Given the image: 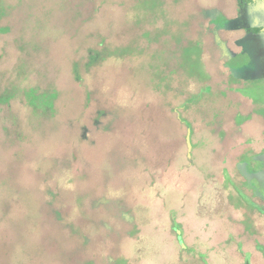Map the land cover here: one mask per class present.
I'll use <instances>...</instances> for the list:
<instances>
[{
    "label": "rangeland",
    "instance_id": "374dc122",
    "mask_svg": "<svg viewBox=\"0 0 264 264\" xmlns=\"http://www.w3.org/2000/svg\"><path fill=\"white\" fill-rule=\"evenodd\" d=\"M1 1L0 264H264V37L231 78L197 21L216 0Z\"/></svg>",
    "mask_w": 264,
    "mask_h": 264
},
{
    "label": "flooded vegetation",
    "instance_id": "af4514ba",
    "mask_svg": "<svg viewBox=\"0 0 264 264\" xmlns=\"http://www.w3.org/2000/svg\"><path fill=\"white\" fill-rule=\"evenodd\" d=\"M217 3L213 6V4L208 3V4H204L202 8H200L198 10V18L197 21H200V18L202 16V23L200 24L201 27V32L202 37L205 38L206 40L209 41V43L212 45L214 52H217V54L219 53V51L222 54V59L225 57L226 60H224L226 62V66L225 67L228 70V73H230L231 78H235V76H237L238 74H242L240 73L241 68L240 67H230L229 65H231L229 62L231 61V59L236 56H238L239 54L242 53L243 48L242 46L239 44V41H243L244 38H250V37H254V38H258V37H264V0H216ZM0 17H1V12H0ZM1 31V30H0ZM5 33V31H2ZM240 36V37H239ZM238 37V38H237ZM224 39V40H223ZM202 43V41H199ZM239 44V45H238ZM241 49V53L238 54V51H235V49L237 48ZM219 50V51H218ZM220 54V53H219ZM221 56V55H220ZM232 62V61H231ZM223 64V63H222ZM229 64V65H228ZM222 70L224 71V69H222L221 67L218 69V73H217V80L219 81L220 77L222 76ZM245 75V74H242ZM252 79V77H251ZM227 82V84L231 85V88L226 90L222 89L224 91V98L227 96L226 94L228 92H234L235 90L240 93L243 98L246 99H250L253 100L255 102V104H258L252 97L246 95L243 90L246 88H239V89H234L232 82L228 79V77L225 79L224 83ZM219 83L221 84L222 81H219ZM233 83H235V81H233ZM247 86V85H245ZM227 89V88H226ZM245 100H240L237 104L236 107H238L237 109V115H241L240 114V106L242 107L244 104H247V101ZM186 107L183 108L182 111H189V105L186 103L184 104ZM183 105V106H184ZM174 110V109H173ZM178 111V110H177ZM175 112V110L173 111ZM247 116L246 117H242L241 119L243 121H241L240 123L237 122L236 118H233L234 115L231 116V118L229 119V116H226L225 118V123L224 126H226V124H230V128H232L230 130H233V127L237 125L238 127V133L240 131L241 128H243L242 126H244V123L250 124L251 122H253L256 118L258 119L259 117V113L258 111H256L255 109L251 110L250 112H246ZM236 115V116H237ZM235 117V116H234ZM217 118L220 119V123L222 125V127L216 129L217 131H219L220 129H222V132L224 131L223 128V121H222V116L218 113ZM218 119H217V125L219 126L220 124L218 123ZM230 120V122H227V120ZM178 120H181V123L187 124L189 129H188V133H187V137L189 135L190 132V137L192 138V129L190 128V124L189 121H187V119L182 118L181 115L179 114L178 116ZM91 123V127L92 129H94V125L96 129L100 130L102 129L101 124L103 123L101 121V119H94L90 122ZM206 124H209L208 120H205ZM212 125V123H211ZM210 126L207 125V128H209ZM90 127H82V134H81V138L82 141H89V136H88V131L90 130ZM224 133V132H223ZM230 133L228 135H230ZM187 137H186V143H187ZM229 137H225V133L224 136L222 135V137H217L218 140H220V146L224 145L225 141H228ZM217 141V140H216ZM192 144V141H191ZM217 145H219V141L217 143ZM240 146V145H239ZM107 188L110 187L109 185L106 186ZM110 201V200H109ZM107 199V196H103L101 198L95 199L93 204H92V211H95V213L97 214V216H100L102 214H105L103 211H108L111 212L113 211V209L117 208L118 205V201L114 200V201H110L109 202ZM105 208L106 210H102L101 208ZM137 213V212H136ZM111 215V214H110ZM117 218L119 216V212L115 211L113 213V215H111V218ZM99 221V223H102V221ZM110 218V219H111ZM122 218L129 222L130 225H132L133 220L126 214H122ZM108 227V225H106ZM108 230L110 232V234L107 235V237H112V238H116L119 237L120 238V242L126 241L131 237V232H127V230L125 229L123 232L118 233L117 235H114V230L110 227H108ZM114 233V234H113ZM142 242H144L142 240ZM110 262L112 263L113 260L111 258H109Z\"/></svg>",
    "mask_w": 264,
    "mask_h": 264
},
{
    "label": "water",
    "instance_id": "95a60500",
    "mask_svg": "<svg viewBox=\"0 0 264 264\" xmlns=\"http://www.w3.org/2000/svg\"><path fill=\"white\" fill-rule=\"evenodd\" d=\"M187 145H188V149H189V156H190V152L192 150V144H191V137H190V132H189V135L187 137ZM179 241H180V244L181 245H184L183 244V241H182V236H181V233L179 232Z\"/></svg>",
    "mask_w": 264,
    "mask_h": 264
},
{
    "label": "trees",
    "instance_id": "16d2710c",
    "mask_svg": "<svg viewBox=\"0 0 264 264\" xmlns=\"http://www.w3.org/2000/svg\"><path fill=\"white\" fill-rule=\"evenodd\" d=\"M2 4V1L0 0V5ZM3 5V4H2ZM1 7V6H0ZM4 31H6V30H4ZM243 74V73H242ZM240 75V74H239ZM245 76V78L247 79V76L246 75H244ZM90 101V99H89V97H88V95H87V98H86V102H89ZM85 107H87V105H85Z\"/></svg>",
    "mask_w": 264,
    "mask_h": 264
}]
</instances>
